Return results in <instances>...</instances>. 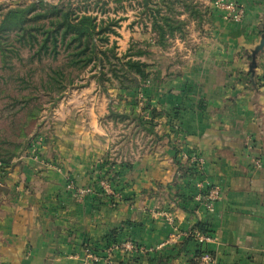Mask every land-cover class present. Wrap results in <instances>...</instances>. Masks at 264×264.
<instances>
[{
  "label": "crops",
  "instance_id": "obj_1",
  "mask_svg": "<svg viewBox=\"0 0 264 264\" xmlns=\"http://www.w3.org/2000/svg\"><path fill=\"white\" fill-rule=\"evenodd\" d=\"M231 1L244 5L240 20L214 8L188 45L145 56L152 71L139 91L156 109V143L118 158L90 86L38 158L0 171V264H79L86 245L101 253L124 239L148 251L116 252L114 264H194L197 223L214 237V264H264V45L251 67L264 0ZM70 181L91 192L76 195ZM200 181L220 187L211 208L197 198Z\"/></svg>",
  "mask_w": 264,
  "mask_h": 264
},
{
  "label": "rangeland",
  "instance_id": "obj_2",
  "mask_svg": "<svg viewBox=\"0 0 264 264\" xmlns=\"http://www.w3.org/2000/svg\"><path fill=\"white\" fill-rule=\"evenodd\" d=\"M33 1L36 0H0V14L7 8L27 5ZM44 1L60 4L66 0ZM188 1L197 2L198 7H208L203 21L197 23L195 20L187 21L184 38L179 35L174 36L167 40L165 46H161L155 42L150 30L144 31L143 24L148 18L145 17V13H142V0H71L72 6L78 10L87 7L93 15H97L99 18L107 15L112 19H118V24L114 27L119 36L111 34L109 38L110 44L111 41L116 40L119 53L126 52L129 47L132 52L143 48L149 52L157 48L169 52L174 49L178 50L179 45H188L194 35H201L205 31L207 18L215 8L213 0ZM157 3H160L162 7L161 2ZM172 6L178 12L183 11L182 4L173 3ZM161 12L172 14L165 8H162ZM184 15L181 14L180 17ZM22 56L23 61L21 62L13 60L12 69L4 67L0 63V159L6 154V150L15 154L12 162L26 156L27 153L38 158L40 148L47 144L49 139L56 136L55 130L60 125L63 114L76 113L77 107L81 106L80 104L76 106V98H80V92L90 86L95 87L104 100L102 107L104 106L107 112L103 115L101 123H103L102 127L106 132L112 133L115 136L114 140L118 142L120 151L116 153L118 158L123 161L124 153H130L127 147L156 143L158 124L155 117L151 118L153 115L152 106L141 102L140 87L123 89L112 78L98 82L97 65H91L79 72L74 83L69 85L61 95L57 91L50 93L54 96V100L49 97L44 87L40 86L46 79L47 64L44 62L30 64L25 59V52L22 53ZM143 58L145 59V56ZM133 90L135 91L132 92ZM97 105L100 107V103ZM95 173L97 171H94ZM103 173L106 175L108 172L104 171ZM108 175L112 176L110 173L106 176ZM101 176L98 177H104ZM101 180L108 184L106 180ZM110 188L108 185L106 190L110 192ZM106 190L103 192H107ZM96 191L102 192L101 189Z\"/></svg>",
  "mask_w": 264,
  "mask_h": 264
},
{
  "label": "trees",
  "instance_id": "obj_3",
  "mask_svg": "<svg viewBox=\"0 0 264 264\" xmlns=\"http://www.w3.org/2000/svg\"><path fill=\"white\" fill-rule=\"evenodd\" d=\"M142 1V13L148 18L143 24L144 31L150 30L161 46L174 36L184 38L187 21L201 22L208 11V7H198L197 2L188 0ZM173 3L182 4L183 11H176ZM162 8L172 14L161 12ZM181 14L185 15L180 17ZM117 24L118 19L107 15L99 18L87 7L78 10L71 0L60 4L36 0L7 8L0 14V63L12 69L13 60L23 61V52L30 64L46 63V79L40 86L53 99L50 93L57 91L61 95L74 83L79 72L91 65H97L98 82L112 78L123 89L140 87L152 71V64L143 58L149 51L143 48L132 52L129 47L126 52L119 53L116 40L110 44L109 38L111 34L119 36L114 27ZM5 152L0 159V171L10 166L15 157L10 150ZM196 230L207 229L204 224L197 223L191 234ZM191 234L189 237H193Z\"/></svg>",
  "mask_w": 264,
  "mask_h": 264
},
{
  "label": "built area",
  "instance_id": "obj_4",
  "mask_svg": "<svg viewBox=\"0 0 264 264\" xmlns=\"http://www.w3.org/2000/svg\"><path fill=\"white\" fill-rule=\"evenodd\" d=\"M213 5L217 10L223 13V16L227 19L240 20L245 13V8L243 4L231 1V0H213ZM186 158L191 159L193 162L200 163V158L195 154ZM259 164V161L256 162ZM1 166V163H0ZM99 185L106 189L109 185L106 182L100 180ZM199 188L197 195L198 200L204 201V204L208 207H212V203L221 197L220 187L205 181H200L196 184ZM68 189L74 191L76 195L83 196L91 192V187L79 188L75 187L72 181H70L67 186ZM200 246H204L200 253L195 256L194 264H214V259L211 253L205 248V245L214 237L210 233L195 231L191 234ZM129 253L142 252L145 253L148 249L142 245L137 244L131 239H124L121 241H116L108 244L103 248L101 253L94 251L91 246L86 245L83 250V255L79 259V264H97L102 262L103 264H114L116 252Z\"/></svg>",
  "mask_w": 264,
  "mask_h": 264
},
{
  "label": "water",
  "instance_id": "obj_5",
  "mask_svg": "<svg viewBox=\"0 0 264 264\" xmlns=\"http://www.w3.org/2000/svg\"><path fill=\"white\" fill-rule=\"evenodd\" d=\"M263 45H264V34L262 35V38L260 40V43L252 51V59L253 60H252L251 67H253L255 65V61H254L255 56L262 49Z\"/></svg>",
  "mask_w": 264,
  "mask_h": 264
}]
</instances>
